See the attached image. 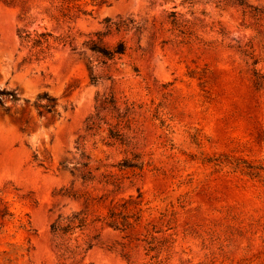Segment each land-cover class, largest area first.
Instances as JSON below:
<instances>
[{"label":"rangeland","instance_id":"obj_1","mask_svg":"<svg viewBox=\"0 0 264 264\" xmlns=\"http://www.w3.org/2000/svg\"><path fill=\"white\" fill-rule=\"evenodd\" d=\"M70 1L76 18L53 19ZM101 1L0 0V88L20 97L7 100L9 112L0 108V264H62L51 223L85 209V198L57 194L71 186L91 201L81 242L99 238L83 261L66 264H144V235L167 224L166 235L177 240L173 264H264V183L210 162L225 154L264 165V90H256L251 66L229 46L247 42L252 31L242 28L237 9L206 0ZM172 11L193 25L191 44L168 32ZM107 18L133 21L139 30L99 41ZM20 28L70 36L77 49L61 46L46 60L25 61ZM90 39L108 47L123 40L128 49L109 60L84 44ZM255 45L264 57L258 39ZM260 67L264 72V61ZM45 93L57 98L60 116L39 115L35 103ZM112 96L117 109L104 103ZM91 118L97 127L88 130ZM124 158L143 162V170H121ZM78 162L99 168L95 181L59 169ZM138 191L152 209L140 225L121 231L93 221Z\"/></svg>","mask_w":264,"mask_h":264},{"label":"trees","instance_id":"obj_2","mask_svg":"<svg viewBox=\"0 0 264 264\" xmlns=\"http://www.w3.org/2000/svg\"><path fill=\"white\" fill-rule=\"evenodd\" d=\"M186 3L193 5L196 0H184ZM72 1L68 2V5L62 6L58 11V15H52L53 19L60 20H74L76 15L73 11V6L69 5ZM106 1L102 0L101 4ZM207 5H215L216 8L226 10L228 8H235L241 15L243 22L242 28L247 31H252V36L247 42L238 41L236 46L229 45L235 48L239 55L243 57L246 63L251 66V73L253 84L256 90H264V72L260 67V64L264 61L262 54L257 53V48L255 45V40L258 39L262 49L264 50V6H257L248 3L246 0H206ZM79 12L82 15H92V11H87L85 9L78 7ZM168 32L171 34H176L178 37H182L181 42L191 44L194 42L195 30L193 25L189 23L188 20L182 19L180 14L176 11H172L168 14ZM107 24V32H97L95 35L98 36L99 41H102L106 34L112 31L120 32L122 29L129 31L133 28L139 30L138 26L134 24L133 21L130 23L125 22H112L109 18L105 20ZM218 33L223 37V39L228 38V32L223 29L218 31ZM18 37L20 39L21 45L29 50V55L25 58V61L41 62L50 58L54 51L59 47H66L70 45L72 50H76L77 47L74 45V39L69 37L55 36L49 31L45 32H33L27 28H20L17 31ZM92 51L101 54L109 60H114L117 57L123 56L128 49L127 43L123 40L118 41L113 47H108L100 44L94 39H90L84 43ZM193 74V73H191ZM94 81L97 77H92ZM7 100L12 103H16L20 100L19 94L16 90H8L0 88V108L5 112H9L10 107L6 106ZM57 98L50 97L47 93L39 96L35 106L38 110L40 116L53 115L60 116L61 114L57 112ZM105 104H111L113 109H117L115 105V97L112 96L110 99H105ZM66 108V107H65ZM97 127V122L95 119H90L87 125L88 130H92ZM111 137L117 138L123 141V137L120 134L110 131ZM261 140L264 141V131L261 134ZM88 158H90L88 156ZM139 158L138 156L134 157ZM38 156L34 155V160H37ZM139 160V159H138ZM212 162L217 167H229L235 171H240L242 174L249 176L251 178H257L264 183V165L256 164L247 161L243 158H236L231 155H221L217 158L212 159ZM89 162H78L72 167L68 164L61 163V171H69L73 176H78L83 183L93 182L96 179L94 170H99L89 168ZM121 169H138L140 171L144 168V163L140 161H132L128 158H124L121 162L117 164ZM104 177L111 176V174H103ZM117 180V179H116ZM116 180H108V184H113L119 187V182ZM57 194L62 197H67L76 201H81L85 198L83 205L85 209L80 211H72L69 214H59L54 221L51 223L50 231L52 235V245L55 248L59 257L63 260L62 264H66L67 261L71 260L72 263H79L83 261L88 253V251L95 245L94 241L99 238V234L94 235L88 239H82L81 236L86 231L87 227L91 223L89 205L91 203L90 198L79 190H76L73 186L61 188ZM96 200L95 198L93 201ZM99 202V200L97 201ZM151 207L149 203L143 198L140 191L138 194L130 195L128 197H123L116 202H112L107 209L105 215L97 216L93 221L101 222L102 225H107L110 228L127 231L133 229L140 225L147 214H150ZM7 212L3 213L5 217ZM164 229H158L156 226L153 231H148L144 235L142 241L144 242V254L146 256V263L144 264H173L172 260L176 254L175 246L177 240L172 237V235H166V232L172 227ZM156 234H163L159 237ZM122 256L128 261L130 254L128 251H123ZM12 262V259H6Z\"/></svg>","mask_w":264,"mask_h":264}]
</instances>
